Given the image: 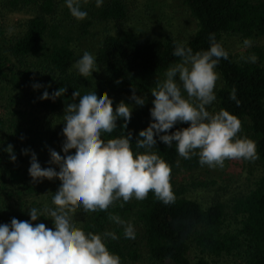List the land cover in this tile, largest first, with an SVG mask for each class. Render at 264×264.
Instances as JSON below:
<instances>
[{"label":"trees","instance_id":"1","mask_svg":"<svg viewBox=\"0 0 264 264\" xmlns=\"http://www.w3.org/2000/svg\"><path fill=\"white\" fill-rule=\"evenodd\" d=\"M68 2L0 0V99L4 88L21 91L26 97L24 111H16V100L9 101L5 110L9 117H0V137L11 135L15 146L30 152L35 141L44 151L50 148L44 140L46 134L52 142L62 139L67 172L57 180V191L69 181L103 184L126 165L139 164L145 175L137 200L112 195L110 201L102 200L77 219L80 244L69 247L36 232L37 219H46L48 209L43 210L35 201L39 191L26 173L9 163L5 166L3 159L10 153L0 152V193L6 194L8 202H22L10 214L11 225L34 230L11 237L0 264H16L22 257L26 264H85L89 245L95 242L119 264L142 260L209 264L205 258L191 262V245L203 255L242 251L248 264H264V175L247 196L230 205L215 202L207 208L183 197L191 189V180L182 178L202 168L211 157L208 151L197 153L196 143L199 134L216 120L243 129L264 168V66L237 62L223 42L225 35L244 39L264 36V0H182L197 27L188 42L176 37L142 42L134 32L106 36L97 54L106 72L96 83V93L103 100L148 97L158 77L188 62L214 71L220 81L209 91L213 98L206 103L197 95L200 91L192 88L167 93L176 99L184 95L185 100L196 98H191L192 117L148 99L135 110L111 113L105 128L104 120L95 122L91 113L85 76L73 71V39L62 34L58 17ZM6 7L29 10L34 15L11 40H7L2 25V8ZM128 13L124 0L97 1L94 16L103 23H119ZM213 106L220 113L219 119L210 115ZM71 113L77 117L74 124L66 121V114ZM39 118L49 126L35 122ZM98 130L96 140L90 141ZM200 186L194 184L193 188ZM228 211L241 218V228L234 233L223 230ZM130 221L141 228L144 250L138 243L139 234L130 230Z\"/></svg>","mask_w":264,"mask_h":264},{"label":"rangeland","instance_id":"2","mask_svg":"<svg viewBox=\"0 0 264 264\" xmlns=\"http://www.w3.org/2000/svg\"><path fill=\"white\" fill-rule=\"evenodd\" d=\"M109 0H69L61 7L58 19H61L63 36L73 39L72 47L76 54L73 71L77 75L85 76L87 99L92 102L91 113L95 122L104 120V128L108 125L111 113L117 115L121 111H132L145 103L148 99L163 102L169 109L183 110L192 117V99H176L170 96L172 90L191 88L202 97V102L210 101L209 92L214 89L220 78L217 73L202 66L200 63L188 62L178 66L154 81L155 88L150 96L136 95L123 101H106L96 93V83L106 76L105 69L97 61V54L104 38L108 35L117 36L123 32L136 33L142 42L151 40H165L176 37L183 42L191 40L196 32V22L183 5L182 0H124L128 6V17L124 22L103 23L94 16L96 2ZM2 25L6 31L7 40L17 38L23 30V25L34 15L29 10L14 11L11 8H2ZM1 23V21H0ZM224 46L233 58L241 62L258 63L264 66V36L253 39H244L238 35H225ZM258 50V53H256ZM189 92V91H188ZM16 100V111H24L26 106L25 94L11 88H4L0 99V117H9L5 112L9 101ZM66 121L75 123V114H66ZM210 115L220 118L215 106ZM27 120H30L27 116ZM47 127L49 122L42 118L35 120ZM107 123V124H106ZM27 123L25 124V126ZM51 125L57 128L55 121ZM53 130H55L52 127ZM57 130V129H56ZM58 131V130H57ZM100 133H94L90 138L96 140ZM46 134L45 142L50 145L46 151L42 150L39 141L33 143L32 152L15 146V139L11 135L0 137V152L6 150L10 154L4 158L5 166L19 167L23 173L36 185L39 195L35 201L42 204L47 210L46 219H37L36 232L43 237L52 238L69 247L78 246L80 239L77 236L79 225L76 224L82 216L87 215L102 200L110 201L112 195H126L131 201L137 200L140 181L145 175L139 164L126 165L116 170L113 178L99 184L90 180L83 182L69 181L63 189L57 191V180L64 175L66 163L64 158L65 145L62 139L50 140ZM11 147V148H9ZM198 152L211 154V157L202 168L184 174L182 178L191 180V189L183 196L186 199L198 202L203 208L215 202L230 205L233 200L247 196L254 188L258 179L264 175V168L260 166L246 132L238 126L228 127L216 120L199 134L196 143ZM195 152V151H194ZM5 157V156H2ZM145 159L143 157L141 161ZM9 166V165H8ZM64 167V169H58ZM202 185L193 188V185ZM18 191H15L17 193ZM26 203H30L25 198ZM4 202L6 204H4ZM11 204V205H10ZM22 202L17 200L8 202L6 194L0 193V255L7 246V241L13 236L28 235L33 229H17L11 225L10 214L18 210ZM44 214V213H43ZM130 230L139 234L138 243L144 248L142 231L136 221H130ZM241 228V218L228 211L224 221V232L234 233ZM144 250V249H143ZM205 258L209 264H248L244 253L234 255H203L191 245L189 259L192 263ZM23 257L16 264H26ZM85 264H119L112 260L104 251L99 242L89 245ZM121 264V263H120ZM136 264H152L142 260ZM162 264H173L165 262Z\"/></svg>","mask_w":264,"mask_h":264}]
</instances>
